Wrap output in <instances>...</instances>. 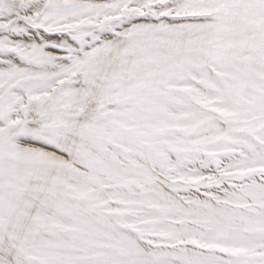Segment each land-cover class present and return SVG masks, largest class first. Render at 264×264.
<instances>
[{
    "label": "snow or ice",
    "instance_id": "obj_1",
    "mask_svg": "<svg viewBox=\"0 0 264 264\" xmlns=\"http://www.w3.org/2000/svg\"><path fill=\"white\" fill-rule=\"evenodd\" d=\"M0 264H264V0H0Z\"/></svg>",
    "mask_w": 264,
    "mask_h": 264
}]
</instances>
